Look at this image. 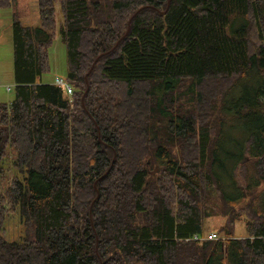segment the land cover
<instances>
[{
    "label": "trees",
    "instance_id": "obj_1",
    "mask_svg": "<svg viewBox=\"0 0 264 264\" xmlns=\"http://www.w3.org/2000/svg\"><path fill=\"white\" fill-rule=\"evenodd\" d=\"M56 3L70 95L40 80ZM37 6L39 27L12 15L0 173L12 147L26 175L0 192V232L17 208L24 235L0 233V264H264V0ZM214 216L219 237L192 239Z\"/></svg>",
    "mask_w": 264,
    "mask_h": 264
},
{
    "label": "rangeland",
    "instance_id": "obj_2",
    "mask_svg": "<svg viewBox=\"0 0 264 264\" xmlns=\"http://www.w3.org/2000/svg\"><path fill=\"white\" fill-rule=\"evenodd\" d=\"M18 11L19 19L23 25L33 28L39 27L37 0H17L13 7L0 8V102L12 101L14 98V78H13V56H12V15ZM62 14L59 4H55V27L56 33L51 45L48 48L49 68L43 72L40 80L43 83H52L55 77H66V51L60 39L59 28L62 25ZM6 85L11 89L7 91ZM242 130L228 132L223 142V147L235 152L240 144L239 137ZM15 151L12 147L7 148V152L1 160L3 172L0 173V192H4L13 178L23 180L26 171H18L13 167ZM222 216L206 218L203 222V236L210 232H217L223 224ZM1 235L9 241H19L24 235V225L21 221L18 209L7 210L3 222ZM237 236H243L245 230L243 222H238L235 229Z\"/></svg>",
    "mask_w": 264,
    "mask_h": 264
},
{
    "label": "built area",
    "instance_id": "obj_3",
    "mask_svg": "<svg viewBox=\"0 0 264 264\" xmlns=\"http://www.w3.org/2000/svg\"><path fill=\"white\" fill-rule=\"evenodd\" d=\"M53 83L59 87H62L67 94H71L72 93V87L70 86V84L63 78L61 77H55ZM5 89L7 91H9L11 89L10 85H6ZM219 236L216 234V232H210L208 235L206 236H201V235H193L191 238L194 240H202V239H215L218 238Z\"/></svg>",
    "mask_w": 264,
    "mask_h": 264
},
{
    "label": "water",
    "instance_id": "obj_4",
    "mask_svg": "<svg viewBox=\"0 0 264 264\" xmlns=\"http://www.w3.org/2000/svg\"><path fill=\"white\" fill-rule=\"evenodd\" d=\"M164 12L165 11H162L161 13L163 14ZM158 170H159V168L154 167L153 170L150 171L149 177L151 178Z\"/></svg>",
    "mask_w": 264,
    "mask_h": 264
}]
</instances>
